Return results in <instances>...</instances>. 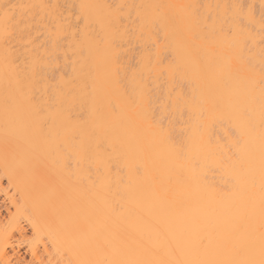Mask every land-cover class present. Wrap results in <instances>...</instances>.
Here are the masks:
<instances>
[{"label":"bare ground","instance_id":"1","mask_svg":"<svg viewBox=\"0 0 264 264\" xmlns=\"http://www.w3.org/2000/svg\"><path fill=\"white\" fill-rule=\"evenodd\" d=\"M257 5L0 0V264H264Z\"/></svg>","mask_w":264,"mask_h":264},{"label":"rangeland","instance_id":"2","mask_svg":"<svg viewBox=\"0 0 264 264\" xmlns=\"http://www.w3.org/2000/svg\"><path fill=\"white\" fill-rule=\"evenodd\" d=\"M67 6H68V5H67ZM69 6H70V5H69ZM257 6H259V5H257ZM259 7H260V6H259ZM259 7H257V8L259 9ZM261 7H262V6H261ZM261 7H260V8H261ZM257 8H256V9H257ZM258 9H257V10H258ZM262 9H264V6L262 7ZM262 9H259L258 11H260V13H261V10H262ZM263 13H264V10H263ZM263 13H261V14H263ZM263 19H264V15H263ZM262 35H264V33H263ZM261 47H262V51L264 52V38H263V41H262V43H261ZM262 55L264 56V53H262ZM133 59H134V58H133ZM133 59H132V60H133ZM135 61H136V60H133V61H131V63L133 64ZM62 66H63V65H62ZM64 67H65V66H63L62 69H63ZM66 67H67V66H66ZM66 67H65V69H66ZM50 68H51V67H50ZM50 68H49V69H50ZM46 69H47V68H45V70H46ZM53 69H55V68H53ZM53 69H50V71L52 70L54 73H55L56 71L58 72V70L54 71ZM65 69H64V70H65ZM67 69H68V68H67ZM60 70H61V69H60ZM64 70H63V71H64ZM52 71H51V72H52ZM65 71H67V70H65ZM44 72L49 73V71H44ZM51 72H50V74L52 75ZM51 75H50V76L47 75L48 78H51ZM53 77H54V74H53ZM54 78H56V76H55ZM51 79H52V81H53V78H51ZM157 91H158V90H157ZM157 91H154L153 93L155 94ZM158 92H159V91H158ZM157 95H158V94H157ZM157 111H158V109H157ZM158 113H160V112H158ZM158 113H157V114H158ZM168 116H169V115H167L166 119L168 118ZM176 116H177V115H176ZM171 117H172V116H171ZM163 118H164V115H163ZM175 118H176V117H175ZM175 118H174V117H173V118H170V116H169V118H168L167 120L169 121V120L171 119V121H172V120L174 119L175 121L173 120V124L176 123L177 126L180 127L182 120H179V116H178L176 119H175ZM166 119H164V120H166ZM177 119L179 120V122L181 121L180 124H179V122H178ZM167 120H166V122H167ZM176 121H177L178 123H177ZM174 125H175V124H174ZM175 126H176V125H175ZM175 126H174V133H175V135H176V136L178 135V137H181V135H182L181 132H182V131L179 132V131H178L179 128L177 127V128H178V130H177V128L175 129ZM177 131H178V133L176 134Z\"/></svg>","mask_w":264,"mask_h":264}]
</instances>
